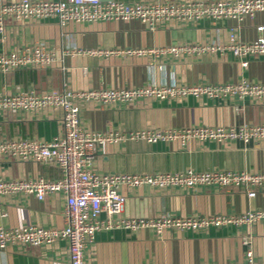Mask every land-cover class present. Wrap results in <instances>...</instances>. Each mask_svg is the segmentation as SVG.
Instances as JSON below:
<instances>
[{
	"label": "crops",
	"instance_id": "0c3cea01",
	"mask_svg": "<svg viewBox=\"0 0 264 264\" xmlns=\"http://www.w3.org/2000/svg\"><path fill=\"white\" fill-rule=\"evenodd\" d=\"M7 2L12 0H6ZM166 3L190 0H101ZM215 1V0H203ZM262 26L261 30L257 27ZM240 42L264 36V13L240 20H170L149 28L137 19L66 22L7 18L0 31V53L24 46L44 45L53 56L43 68L0 72V94L49 89L124 90L149 84L218 85L242 80L264 83V55L246 57V63L229 53L200 55H147L134 51L162 49L178 44L224 45L230 30ZM110 54H90L87 51ZM131 51V53L127 52ZM81 127L95 133L127 135L140 130H181L205 125L238 127L245 122L264 124V102L236 97L144 98L130 104L79 103ZM61 133V111L0 113V138L50 140ZM92 169L99 173L154 174L227 170L264 172V142L237 139L233 142L174 139L147 142L123 139L97 146ZM62 176L56 164L22 161L0 156V178L55 180ZM122 187L125 202L121 218L172 216L238 217L264 210V189ZM62 193L37 199L26 193L0 196V225L16 228L35 225L62 229L65 224ZM100 217H105L101 213ZM264 262V219L229 223L220 227L180 231L174 228L155 234L147 229L115 227L98 231L84 251V264H243L246 253ZM3 264H69L65 239L39 246L11 243L0 248Z\"/></svg>",
	"mask_w": 264,
	"mask_h": 264
},
{
	"label": "built area",
	"instance_id": "2783aa9c",
	"mask_svg": "<svg viewBox=\"0 0 264 264\" xmlns=\"http://www.w3.org/2000/svg\"><path fill=\"white\" fill-rule=\"evenodd\" d=\"M264 13V0H190L166 3H142L101 0H0V31L7 18L45 19L56 18L66 22H93L99 20L137 19L147 27L170 20L196 22L202 19L240 20L254 18ZM258 30L262 26L257 27ZM229 53L243 60L249 56L264 55V36L250 42L236 39L234 30L228 33L224 45H187L178 44L162 49L134 51L147 55L170 54L172 56L200 55L206 52ZM90 54H110L107 51H87ZM131 53V51H127ZM54 61L53 54L44 45L24 46L20 49L0 53V72L15 69L43 68ZM188 96L208 98L236 97L243 101L264 102V83L240 81L218 85L183 86L175 83L149 84L139 88L124 90H56L41 92L17 91L0 94V113L16 111H61V133L50 140L12 137L0 138V156L22 161H37L56 164L62 176L55 180L2 179L0 196L26 193L37 199L46 195L62 193L65 199L64 215L66 224L62 229L26 225L5 228L0 225V248L11 243L39 246L65 239L68 244L69 264H84V251L93 241L95 234L102 229L124 227L127 229H147L160 234L166 229L199 230L210 226L220 227L229 223H250L264 219V210L249 212L243 216H172L167 214L156 217L121 218L125 202L122 187L148 186L156 188L193 189L211 187L223 189L230 186L245 187L248 196H254L250 187L264 189V172L251 171H195L162 172L154 174L99 173L92 169V161L97 146L123 139H142L147 142H167L178 139L216 141L219 143L243 142L253 140L264 142V124L245 122L238 127H212L196 125L181 130H140L127 135L108 131L95 133L81 127L79 103L96 101L102 105L112 103L130 104L144 98L169 99ZM101 213L105 214L102 219ZM243 264H264L253 259L251 251L246 253ZM3 264V263H0ZM237 264V263H231Z\"/></svg>",
	"mask_w": 264,
	"mask_h": 264
}]
</instances>
